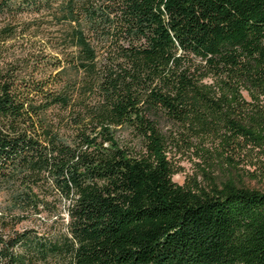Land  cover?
Wrapping results in <instances>:
<instances>
[{"label": "trees", "instance_id": "obj_1", "mask_svg": "<svg viewBox=\"0 0 264 264\" xmlns=\"http://www.w3.org/2000/svg\"><path fill=\"white\" fill-rule=\"evenodd\" d=\"M0 19V190L27 213L0 217V264H264V190L178 185L164 134L264 143V0H0ZM35 189L64 199L56 236L16 228L58 209Z\"/></svg>", "mask_w": 264, "mask_h": 264}, {"label": "rangeland", "instance_id": "obj_2", "mask_svg": "<svg viewBox=\"0 0 264 264\" xmlns=\"http://www.w3.org/2000/svg\"><path fill=\"white\" fill-rule=\"evenodd\" d=\"M44 19L46 20V27L59 35L66 33L68 27L63 21H56L49 14L45 15ZM34 22L37 27L42 22L44 23V20H35ZM247 99L249 100L248 97ZM250 103L254 105L252 110L262 111L261 108L264 110V101L258 103L252 99ZM252 110L250 112H253ZM245 122L248 123V119ZM212 130L203 131L200 127L194 126L189 131L184 130L179 134L172 128H166L164 134L167 138L169 157L174 165V182L181 186H199L209 191L214 184L222 186L229 179H232L240 187L263 191L264 143L251 141L237 131L222 126ZM116 137L123 147L134 149L141 146L140 139L129 130L120 129L116 133ZM35 192L39 194V197L55 203L58 209L55 212L52 210L37 211V216L33 211L28 214L33 216L20 222L16 228L20 232L33 230L40 236H56L64 231L63 223L67 220V213L64 211V199L53 192L52 194L47 189H35ZM10 195L12 196V193L8 190H0V217L7 225L12 226L16 218L26 217L25 214L27 213L14 209L10 202ZM57 218L60 221L63 218L64 221L58 222L56 221ZM5 227L8 226L5 225ZM36 264L45 263L38 262Z\"/></svg>", "mask_w": 264, "mask_h": 264}]
</instances>
